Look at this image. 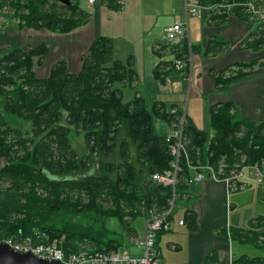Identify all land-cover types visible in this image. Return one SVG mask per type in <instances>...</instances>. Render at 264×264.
Returning <instances> with one entry per match:
<instances>
[{"label": "trees", "instance_id": "obj_1", "mask_svg": "<svg viewBox=\"0 0 264 264\" xmlns=\"http://www.w3.org/2000/svg\"><path fill=\"white\" fill-rule=\"evenodd\" d=\"M247 2L260 5L264 0H199L207 9L208 24H221L230 15L255 21L256 27L237 47L256 51L264 44V22L250 16ZM105 3L111 9L119 8L116 0ZM7 5L18 21L16 26L58 33L86 23L90 16L77 0H10ZM166 46L175 59L187 55L186 41ZM225 46L212 39L203 52L216 54ZM46 49L39 44L0 53V157L5 160L0 167V240L30 238L32 245L56 240L70 252L116 250L118 234L105 228L104 217H115L126 225L140 211H161L167 206L169 189L151 181L143 189L138 175L150 177L167 167L170 156L165 136L154 133L152 119L162 117L169 123L179 113L168 109L177 105L166 109L153 102L148 107L141 96H135L136 91L123 101L122 87L135 81L132 58L128 56L124 62L114 58L107 37L90 41L77 72H67L64 61L57 60L46 77L38 78L32 69L33 58ZM159 64L154 69L156 77L165 66L173 67L170 61ZM263 68L264 55L218 70L214 81L223 85ZM207 122L210 135L184 116L177 197L190 178L186 162L210 167L218 179L243 166L249 172L256 166L264 173V121L241 117L225 101L208 108ZM69 126L82 133V155L68 141ZM130 148L135 152L133 161ZM114 154L116 162L111 160ZM95 157H99L100 175L88 172ZM82 171L88 174L74 177ZM236 184L241 182L236 180ZM183 217L187 228L196 229L194 212L186 210ZM227 235L264 249V214L251 218L245 228H232ZM231 264H264V254H241Z\"/></svg>", "mask_w": 264, "mask_h": 264}, {"label": "crops", "instance_id": "obj_2", "mask_svg": "<svg viewBox=\"0 0 264 264\" xmlns=\"http://www.w3.org/2000/svg\"><path fill=\"white\" fill-rule=\"evenodd\" d=\"M9 1L0 0V53L9 48L28 49L44 44L46 52L33 58L32 69L36 77H46L51 65L57 60L64 61L67 72H77L80 58L86 53L90 41L96 36H104L112 41L114 58L122 62L128 56L132 58L135 81L128 87L132 94L131 91L126 93L125 99H131L136 91L135 96H141L148 107L153 102L164 104L166 109L171 104L181 106L179 101L183 97L182 82L186 78L183 72L167 65L160 70L159 77H156L154 69L162 61L172 63L175 59L163 40V29L184 21L183 0H122L120 7L115 10L107 7L105 0H95L90 6L84 1L85 9L90 14L88 21L65 33L16 26L18 21L12 17L13 13L7 5ZM77 4L79 5V0ZM206 16L207 10L201 8L186 20L187 39L192 47L191 64L188 67L189 87L184 96L186 117L196 128L208 130L210 135L208 108L214 103L227 101L236 107L241 117L255 122L264 121V68L223 85H216L214 81L218 70L234 63H247L264 55V44L256 51L237 47L238 42L256 27L255 21L230 15L223 23L214 25L205 22ZM212 39L225 42L226 46L216 54L205 55L203 50ZM146 84L150 90L146 89ZM137 87L139 88L136 89ZM154 118L163 120L164 123L153 124L152 121L154 133L166 135L169 131L166 120L162 117ZM81 152L80 155L85 153L84 143ZM129 154L133 161V148H130ZM113 157L116 162L117 156L114 154ZM0 163V167L5 163L2 157ZM134 165L137 166L136 163ZM246 170L249 171L248 168ZM192 175L193 171L189 170V177ZM242 178L243 175L237 181L244 186ZM150 181L147 174L138 175V183L143 189ZM186 184L185 190L177 197L181 216L172 210L170 229L155 237L154 252L158 264H231L232 259L241 254L233 253L234 240L227 233L232 228H245L242 226L245 218L236 222L233 217L231 225L230 187L224 179L214 177H205L199 182L188 181ZM245 188L246 186L239 189ZM263 190L264 184L257 191ZM258 196L260 198H256L255 203L263 205L264 195ZM186 210L195 214L194 230L187 228L184 222ZM137 216L143 219L139 228L131 226ZM255 216L246 215L250 217L246 218L247 223ZM144 217L145 211H140L127 220L126 225H122L123 233L116 237L119 242L116 250L132 257L140 256ZM178 220H183L184 224H177Z\"/></svg>", "mask_w": 264, "mask_h": 264}, {"label": "built area", "instance_id": "obj_3", "mask_svg": "<svg viewBox=\"0 0 264 264\" xmlns=\"http://www.w3.org/2000/svg\"><path fill=\"white\" fill-rule=\"evenodd\" d=\"M90 6L95 0H85ZM119 7L122 0H116ZM262 3V2H261ZM247 11L251 17H256L260 22H264V3L258 5L247 2ZM205 8L200 5L199 0H183V22L173 23L163 29V40L167 45H178L182 41H186L187 55L183 59H174L172 66L175 70L184 73V76L189 81L190 73V46L187 39V24L188 16L195 15L199 9ZM206 9V8H205ZM207 10V9H206ZM179 114L177 117L168 123L169 131L165 136V143L169 152V161L165 169L160 172H153L150 175L152 183L158 184L162 187H167L170 191V197L167 206L161 211L155 209H148L144 217L143 235L140 241L141 254L138 257H132L126 252L111 250V251H78L70 252L64 251L56 242L52 240L49 242H41L32 245L30 238H23L20 242L10 240H0V242L7 243L12 249L18 252L30 251L37 257L45 259H55L64 264H158L157 257L154 252L155 237L158 233L167 232L170 229L172 220L171 213L175 203L176 196V182L177 174L181 170L179 164L180 155L184 154V139H183V124H184V106L169 109V113ZM186 166L193 171V175L189 178V182H199L205 177L216 178V173L208 166H193L186 162ZM241 167L236 173L226 176L223 179L226 181L230 189L242 188V184H236V180L243 174ZM253 174L257 181H261L264 177L262 170L253 166ZM177 224L183 225V220H178Z\"/></svg>", "mask_w": 264, "mask_h": 264}, {"label": "rangeland", "instance_id": "obj_4", "mask_svg": "<svg viewBox=\"0 0 264 264\" xmlns=\"http://www.w3.org/2000/svg\"><path fill=\"white\" fill-rule=\"evenodd\" d=\"M85 0H79V6L82 8H85V4H84ZM83 2V3H82ZM166 43V42H165ZM184 74V73H183ZM184 81L182 82V92L181 94H183L182 100L179 101L181 106H184V96L187 93L189 84L187 83V78L183 79ZM188 84V85H187ZM184 85V87H183ZM128 85H125L122 87V100H127L125 99V94L131 91L132 94V90L128 88ZM139 87H137L136 89H138ZM146 89L150 90L149 85L146 84ZM153 124H157V122L161 123L162 125H164L163 120H160L158 118H153ZM70 128V132L68 134V141L70 143V145L72 146V148L75 150V152L80 155L81 149L83 148V139H82V133H75L72 129V126H69ZM158 133V131H157ZM99 157H95L92 159V161L89 164V168H88V172H91L93 175H100L102 174V170L99 169V167L96 165L97 159ZM112 161H115L116 158L113 157L111 159ZM1 164V163H0ZM87 171H82V172H77L74 175V177L76 178H81L84 175H87ZM262 183H260L259 181H257L256 176L253 174V172H249L248 170L243 171V178L242 181L244 182V186H246V188L244 190H240V189H231L230 192L231 194V199L230 202H232V207H231V225L233 224V217L236 220H244L245 221H241L242 222V226L246 227V223L247 220L246 218H250L251 216H257L258 214H264V204H256L255 200L256 198L259 199L260 197L258 195L262 194L264 195V190L263 191H257L259 189H262L263 184H264V177H261ZM234 201H236L237 203H234ZM173 212H178L177 215L181 216V207H180V203L178 202V198H177V194L175 196V203L173 206ZM250 216V217H246ZM143 222V219L141 216H137L132 222H131V226L135 227L138 226V228L141 226ZM103 225L105 226L106 229L110 230V231H114L117 234L122 235L123 233V226L122 224L115 218V217H111V216H106L103 218ZM232 250L233 253L236 255L239 254H246L248 256H255V255H261L264 254V249H259L256 248L250 244H245V243H239L238 241L234 240L232 241Z\"/></svg>", "mask_w": 264, "mask_h": 264}, {"label": "water", "instance_id": "obj_5", "mask_svg": "<svg viewBox=\"0 0 264 264\" xmlns=\"http://www.w3.org/2000/svg\"><path fill=\"white\" fill-rule=\"evenodd\" d=\"M66 1V0H64ZM0 264H64L55 259L37 257L30 251L18 252L0 242Z\"/></svg>", "mask_w": 264, "mask_h": 264}]
</instances>
